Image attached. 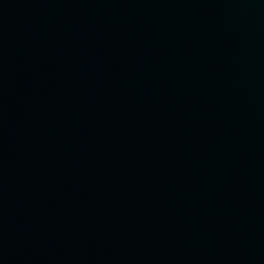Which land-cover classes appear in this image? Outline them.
Wrapping results in <instances>:
<instances>
[{
  "label": "water",
  "instance_id": "1",
  "mask_svg": "<svg viewBox=\"0 0 264 264\" xmlns=\"http://www.w3.org/2000/svg\"><path fill=\"white\" fill-rule=\"evenodd\" d=\"M0 264H264V0H0Z\"/></svg>",
  "mask_w": 264,
  "mask_h": 264
}]
</instances>
